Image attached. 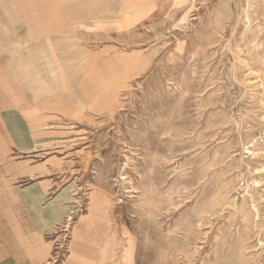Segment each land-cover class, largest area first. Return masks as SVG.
Returning a JSON list of instances; mask_svg holds the SVG:
<instances>
[{"label":"rangeland","instance_id":"1","mask_svg":"<svg viewBox=\"0 0 264 264\" xmlns=\"http://www.w3.org/2000/svg\"><path fill=\"white\" fill-rule=\"evenodd\" d=\"M0 32V264H264V0H0Z\"/></svg>","mask_w":264,"mask_h":264},{"label":"crops","instance_id":"2","mask_svg":"<svg viewBox=\"0 0 264 264\" xmlns=\"http://www.w3.org/2000/svg\"><path fill=\"white\" fill-rule=\"evenodd\" d=\"M102 1H104V0H102ZM108 1H113V0H108ZM32 1L27 5H25L24 7H22V8H25V9H28V10H30V11H34L35 9L33 8V6H32ZM35 7V6H34ZM18 7H17V5H14V6H10V7H8L7 8V10L8 11H10V16H12L13 15V12H15L16 11V9H17ZM3 17H6V14H5V16H3ZM50 20H52L51 19V17H50ZM26 21H28V22H21V20H20V24L17 26V30H15L14 31V34L16 35V37H18V34H19V32L21 33V31H24V32H26L25 33V35L26 36H30L31 34L32 35H34V34H36V33H38L39 34V32H41V33H46V34H53V37H57V36H59V35H61V34H59V35H54V34H57L58 32H60V28L57 30L55 27H54V24L52 23V28H50L51 26L49 25V24H46V31H43V29H41L40 27H39V24H36V25H33V24H30L32 21H34L33 20V18H32V16L30 17V19L29 20H26ZM6 32H8L7 31V29H6ZM6 32H4V34H2V32H0V43H6V42H9V39L12 37V35L9 33L8 35L7 34H5ZM62 32V31H61ZM14 36V35H13ZM21 36V35H20ZM50 38V37H49ZM15 39V38H14ZM14 42H17V41H14ZM3 58V56H1L0 57V59H2ZM13 61V60H12ZM20 62V59L19 60H17L16 62ZM109 62H112V64H114L116 61H111V60H109ZM11 63V61H9V62H7L6 63V61H4V64H3V69L0 71V90H4L5 89V85L7 84V82H9L10 81V74H8L10 71H9V66L11 65L10 64ZM95 67H98V64L95 62L94 64H93ZM101 66V65H100ZM111 73H113V72H111ZM119 75V74H118ZM114 77H112V78H110V81L111 82H115L114 81V79H113ZM112 89V88H111ZM6 90V89H5ZM4 90V91H5ZM106 96H108V94L106 93ZM105 97V96H104ZM107 105H112L111 103L110 104H107ZM2 240V238H1V235H0V241ZM2 256H3V253L0 251V259L2 258ZM5 256V255H4ZM3 256V257H4ZM2 261V260H1ZM1 263V262H0Z\"/></svg>","mask_w":264,"mask_h":264},{"label":"bare ground","instance_id":"3","mask_svg":"<svg viewBox=\"0 0 264 264\" xmlns=\"http://www.w3.org/2000/svg\"><path fill=\"white\" fill-rule=\"evenodd\" d=\"M105 209V208H104Z\"/></svg>","mask_w":264,"mask_h":264}]
</instances>
